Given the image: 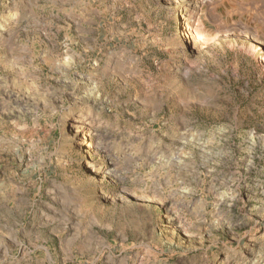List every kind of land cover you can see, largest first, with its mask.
Here are the masks:
<instances>
[{"label": "rangeland", "instance_id": "1", "mask_svg": "<svg viewBox=\"0 0 264 264\" xmlns=\"http://www.w3.org/2000/svg\"><path fill=\"white\" fill-rule=\"evenodd\" d=\"M241 0H0V264H264V15Z\"/></svg>", "mask_w": 264, "mask_h": 264}, {"label": "crops", "instance_id": "2", "mask_svg": "<svg viewBox=\"0 0 264 264\" xmlns=\"http://www.w3.org/2000/svg\"><path fill=\"white\" fill-rule=\"evenodd\" d=\"M243 3V14L248 18L251 14L264 15V0H241Z\"/></svg>", "mask_w": 264, "mask_h": 264}]
</instances>
